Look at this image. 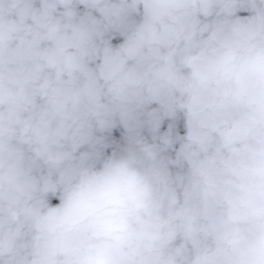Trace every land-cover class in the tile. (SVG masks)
Wrapping results in <instances>:
<instances>
[{
  "label": "clouds",
  "instance_id": "9594fccd",
  "mask_svg": "<svg viewBox=\"0 0 264 264\" xmlns=\"http://www.w3.org/2000/svg\"><path fill=\"white\" fill-rule=\"evenodd\" d=\"M0 264H264V0H0Z\"/></svg>",
  "mask_w": 264,
  "mask_h": 264
}]
</instances>
